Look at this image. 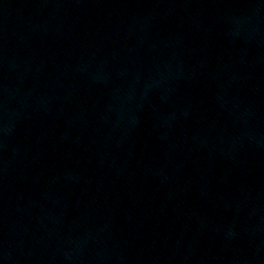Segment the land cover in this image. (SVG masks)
I'll list each match as a JSON object with an SVG mask.
<instances>
[{
    "label": "water",
    "instance_id": "95a60500",
    "mask_svg": "<svg viewBox=\"0 0 264 264\" xmlns=\"http://www.w3.org/2000/svg\"><path fill=\"white\" fill-rule=\"evenodd\" d=\"M0 264H264V0H0Z\"/></svg>",
    "mask_w": 264,
    "mask_h": 264
}]
</instances>
